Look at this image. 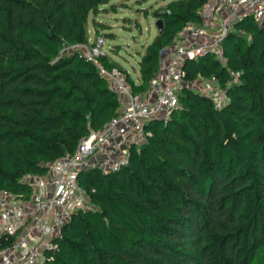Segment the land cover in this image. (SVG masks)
<instances>
[{"label":"trees","instance_id":"obj_1","mask_svg":"<svg viewBox=\"0 0 264 264\" xmlns=\"http://www.w3.org/2000/svg\"><path fill=\"white\" fill-rule=\"evenodd\" d=\"M111 1L0 0V193L28 192L24 175L44 172L116 116L109 81L67 51L90 41V15ZM206 1L171 0L156 12L164 28L139 60V84L111 56L103 63L146 90L163 50ZM235 28L224 44L242 82L230 103L217 109L184 89L180 108L151 123L127 166L82 172L98 209L73 214L46 264H264V23L247 17ZM185 68L189 78L228 77L213 55Z\"/></svg>","mask_w":264,"mask_h":264},{"label":"built area","instance_id":"obj_2","mask_svg":"<svg viewBox=\"0 0 264 264\" xmlns=\"http://www.w3.org/2000/svg\"><path fill=\"white\" fill-rule=\"evenodd\" d=\"M198 13L200 20L188 21L163 50L158 72L142 92L133 89L128 72L103 63L101 57L109 55L103 35L67 48L96 64L118 96V112L102 128L91 129L73 152L46 163L44 172L24 175L21 182L28 192L0 193V264H46V252L57 247L73 214L98 209L80 182L81 173L97 169L110 174L127 166L132 150L149 143L151 123L168 119L180 108L182 90L210 98L217 109L230 103V89L242 80L241 73L229 67L224 41L247 17L264 23V0H207ZM207 55L227 67L225 82L216 75L188 77L186 62Z\"/></svg>","mask_w":264,"mask_h":264},{"label":"rangeland","instance_id":"obj_3","mask_svg":"<svg viewBox=\"0 0 264 264\" xmlns=\"http://www.w3.org/2000/svg\"><path fill=\"white\" fill-rule=\"evenodd\" d=\"M171 0H112L98 14L90 15V39L99 33L107 39L109 55L136 79L141 76L139 60L159 34L156 12Z\"/></svg>","mask_w":264,"mask_h":264},{"label":"water","instance_id":"obj_4","mask_svg":"<svg viewBox=\"0 0 264 264\" xmlns=\"http://www.w3.org/2000/svg\"><path fill=\"white\" fill-rule=\"evenodd\" d=\"M157 28L159 30V33L163 31L164 28V20L162 18L158 19L157 21Z\"/></svg>","mask_w":264,"mask_h":264},{"label":"crops","instance_id":"obj_5","mask_svg":"<svg viewBox=\"0 0 264 264\" xmlns=\"http://www.w3.org/2000/svg\"><path fill=\"white\" fill-rule=\"evenodd\" d=\"M139 78H140V76H139V77H137L135 80H136V81H138V79H139Z\"/></svg>","mask_w":264,"mask_h":264}]
</instances>
